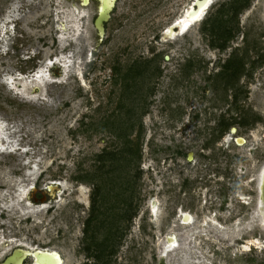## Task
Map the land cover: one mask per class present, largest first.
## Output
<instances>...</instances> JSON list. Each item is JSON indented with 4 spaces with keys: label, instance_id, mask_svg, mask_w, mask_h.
<instances>
[{
    "label": "rangeland",
    "instance_id": "rangeland-1",
    "mask_svg": "<svg viewBox=\"0 0 264 264\" xmlns=\"http://www.w3.org/2000/svg\"><path fill=\"white\" fill-rule=\"evenodd\" d=\"M232 1L167 40L194 0H118L102 35L95 2L0 0V264H264V0L203 32Z\"/></svg>",
    "mask_w": 264,
    "mask_h": 264
},
{
    "label": "bare ground",
    "instance_id": "bare-ground-1",
    "mask_svg": "<svg viewBox=\"0 0 264 264\" xmlns=\"http://www.w3.org/2000/svg\"><path fill=\"white\" fill-rule=\"evenodd\" d=\"M69 1L76 2V3L79 4V6H81L83 8L88 7L90 4H92L93 2H95L96 3V16H98L99 14H101V13L104 12L103 6H104V2L106 0H88L89 1V4H86V5L83 4V0H69ZM107 1H108V6H109V8H111V12H112V10L115 7V4H116V2L118 0H107ZM196 1L197 0H194V3L191 6H189L184 11V13L182 14V16L179 17V18H177L175 20L174 24H177V27H178V29L175 32L170 29L171 26L168 27L165 30V32L163 34L164 39H167V40L169 39L170 40V39H174L176 36H181V35L186 34L190 30L191 26L195 22H198V21H200V20L203 19L206 10L208 8H210V6L215 1H218V0H207V2L203 6L200 7L199 12L196 15H192V14H190V11H192V10H194V9L197 8V7H194ZM111 12H110V14H111ZM104 28H105V26H104ZM99 35H102V34L99 33ZM88 57H89V55H88ZM71 58H72V56H69L68 57V60L66 61L65 65H64V68L70 66L69 63L72 64ZM57 62H58V60H56L55 62L53 60H51L49 62H45V64L42 67H40L39 70L36 72V75L34 76L35 77V80L34 81L40 82L41 79H43V77L45 76V72L47 71L46 69L48 67H52V65H55V63H57ZM244 143H245V139H244L243 142H238V144H244ZM191 157H193V156L191 155ZM25 177L27 179L31 180V182H35L37 180L36 179V175L33 174L30 171H26ZM259 181H260L259 182L260 204H261L262 209L264 210V169L261 172V177H260V180ZM48 187L50 188V193H52V194H54L55 193V190H57V188L55 186H53V185L48 186ZM63 188H65V186H63ZM24 195H25V193H24ZM156 206H157V203L156 202H154V204L152 203V216L153 217L156 215V210H157V207ZM180 215H182V220H183L184 224L191 223L192 216L190 214L189 215H186V214H182V212H180ZM167 240H168V244L170 245V247L173 246V244H176L177 243L176 236H174V235L169 236ZM254 242H257V241H254ZM13 244H15V246H16V249L14 251H16L17 249H20V248L23 251H22V253H21V255L19 257H15L16 259H14V260L12 259V262L9 263V264H23V261L24 260L22 262H19L17 260V258H21L22 256L26 257V255L28 253H33V252H36V251H47V252L54 253L56 255L58 261H59V264H64V261H63V258L61 256V254L58 253V252H56V251H54V250H49V249L47 250V249L35 248L34 246H30V245H28L26 243L16 244L14 242ZM14 251L9 256L13 255ZM3 256L6 257L7 256V253L4 254ZM9 256H7L6 259ZM27 257L24 258V259L26 260ZM32 261H33V264H37L35 262V258H34L33 255H32ZM180 261H181V264H188V263L189 264H193L191 258L189 259V258L183 257V258L180 259Z\"/></svg>",
    "mask_w": 264,
    "mask_h": 264
},
{
    "label": "trees",
    "instance_id": "trees-1",
    "mask_svg": "<svg viewBox=\"0 0 264 264\" xmlns=\"http://www.w3.org/2000/svg\"><path fill=\"white\" fill-rule=\"evenodd\" d=\"M250 1L251 0H245L241 3H238L237 0H233L230 4H228L227 6L223 5V8H221L219 14L220 16L216 18L215 21L211 20L209 23V19L207 20V22L205 23V27L203 32L204 33H211L212 37H215L216 39H220L221 40V45H217V48L221 49V50H225L227 47V44L232 40L233 38V33L232 30L227 31V29L225 27H227V20H224L223 18L227 15H229V19L233 20L234 18H237L238 14L243 11L245 8H248L250 6ZM232 13V15H230V13ZM222 27H224L225 29L222 30ZM214 47H216V45H213ZM236 70H238V67L236 68ZM138 72V71H137ZM132 73V70H131ZM138 74V73H135ZM95 196H94V203H95ZM134 217V216H133ZM132 219V218H131ZM92 222V218L90 217L87 220V229H86V233L90 228ZM98 252H99V256L97 259H102L104 257V255H106V248L103 249L102 246L97 248Z\"/></svg>",
    "mask_w": 264,
    "mask_h": 264
},
{
    "label": "water",
    "instance_id": "water-1",
    "mask_svg": "<svg viewBox=\"0 0 264 264\" xmlns=\"http://www.w3.org/2000/svg\"><path fill=\"white\" fill-rule=\"evenodd\" d=\"M206 2H207V0H197L196 3H195V6H194V7H197V8L192 10V11H190V14L196 15L199 12L200 7L203 6ZM83 4L84 5L89 4V1L88 0H83ZM103 9H104V12L99 14L98 16H96V19H95V22H94L95 28L98 31V33H100V34H104V32H105V28H104L105 23L110 19V16H111L110 15L111 8H109L107 0L104 2ZM170 29L175 32L178 29L177 24H173L170 27ZM166 59L168 60V57H166ZM34 79H35V77H34ZM243 141H244V139H241V138L237 139V143L238 142H243ZM49 193H50V188H49ZM153 204H154V202H153ZM173 245H175V244H173ZM22 251L23 250L21 248L17 249L16 251H14L13 255L9 256L4 261V263H2V264L11 263L12 259L14 260V259H16L15 257H19L21 255ZM32 255L34 256L35 262L37 264H59V261H58L56 255L54 253L47 252V251H36V252H33V253H28L26 255V257L27 256L28 257L29 256L32 257ZM26 257L22 256L21 258H17V260L19 262H22L23 260L25 261L24 258H26ZM24 261H23V264H24Z\"/></svg>",
    "mask_w": 264,
    "mask_h": 264
},
{
    "label": "flooded vegetation",
    "instance_id": "flooded-vegetation-1",
    "mask_svg": "<svg viewBox=\"0 0 264 264\" xmlns=\"http://www.w3.org/2000/svg\"><path fill=\"white\" fill-rule=\"evenodd\" d=\"M239 138H241V139H244L243 137H239ZM239 138H237V139H239ZM237 139H236V142H237ZM238 144V143H237ZM48 193H49V189H48V191H47Z\"/></svg>",
    "mask_w": 264,
    "mask_h": 264
}]
</instances>
